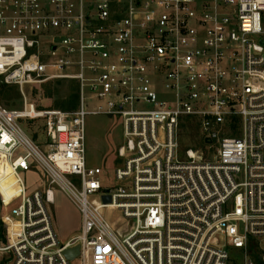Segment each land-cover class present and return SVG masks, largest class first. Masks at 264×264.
I'll return each instance as SVG.
<instances>
[{
    "label": "built area",
    "instance_id": "2783aa9c",
    "mask_svg": "<svg viewBox=\"0 0 264 264\" xmlns=\"http://www.w3.org/2000/svg\"><path fill=\"white\" fill-rule=\"evenodd\" d=\"M0 78L24 97L0 103L19 185L9 200L0 188V264H71L76 245L80 264H264V0H0ZM61 78L77 84L74 110L28 100L26 85ZM89 114L123 120L116 185L88 165ZM35 119L44 144L22 125ZM194 119L213 160L180 151ZM33 167L49 186L30 193ZM55 186L82 213L65 243Z\"/></svg>",
    "mask_w": 264,
    "mask_h": 264
},
{
    "label": "rangeland",
    "instance_id": "374dc122",
    "mask_svg": "<svg viewBox=\"0 0 264 264\" xmlns=\"http://www.w3.org/2000/svg\"><path fill=\"white\" fill-rule=\"evenodd\" d=\"M77 87L75 81L68 78L54 79L44 84L26 85L25 91L28 100L36 103L40 109L54 108L74 110L77 107L76 98L72 97ZM8 96H1V93ZM0 103L8 108H22L24 97L19 86L5 84L0 78ZM23 127L39 144H44L46 136L43 129V120H23ZM123 142V120L118 116L105 114H89L86 117V150L87 162L90 166H101L105 169V184L116 185L114 171L121 163L117 158L118 146ZM180 151L193 149L203 153V160L215 158L216 147L206 146L202 141V133L198 120H186L183 123L179 136ZM0 173L5 177L0 179V188L9 200L18 192L17 180L9 170L6 158L0 155ZM26 182L29 192L35 189H45L49 186L48 176L38 167L26 172ZM55 200L49 203L53 225L61 243L67 242L73 235L81 232L82 213L76 204L57 186L54 187ZM112 220L120 224L125 222L120 209L107 210ZM127 230V227H124ZM4 264V263H2ZM71 264H80L79 257L72 260Z\"/></svg>",
    "mask_w": 264,
    "mask_h": 264
},
{
    "label": "water",
    "instance_id": "95a60500",
    "mask_svg": "<svg viewBox=\"0 0 264 264\" xmlns=\"http://www.w3.org/2000/svg\"><path fill=\"white\" fill-rule=\"evenodd\" d=\"M103 200H104V202L110 201L111 200L110 195L103 196ZM64 252H65V254L69 260H73L74 258H76V256L79 253V245H76V246H73L70 248H66Z\"/></svg>",
    "mask_w": 264,
    "mask_h": 264
},
{
    "label": "trees",
    "instance_id": "16d2710c",
    "mask_svg": "<svg viewBox=\"0 0 264 264\" xmlns=\"http://www.w3.org/2000/svg\"><path fill=\"white\" fill-rule=\"evenodd\" d=\"M73 88H74V90H77L76 86H74ZM7 94L8 93L4 92V93H1V96H3V98H4L5 96H8ZM72 97L76 98V100H77V93L75 92Z\"/></svg>",
    "mask_w": 264,
    "mask_h": 264
},
{
    "label": "crops",
    "instance_id": "0c3cea01",
    "mask_svg": "<svg viewBox=\"0 0 264 264\" xmlns=\"http://www.w3.org/2000/svg\"><path fill=\"white\" fill-rule=\"evenodd\" d=\"M45 140H46V139H45ZM53 202H54V201H53ZM75 236H76V235H73L70 239L74 238ZM70 239H69V240H70Z\"/></svg>",
    "mask_w": 264,
    "mask_h": 264
},
{
    "label": "bare ground",
    "instance_id": "6f19581e",
    "mask_svg": "<svg viewBox=\"0 0 264 264\" xmlns=\"http://www.w3.org/2000/svg\"><path fill=\"white\" fill-rule=\"evenodd\" d=\"M9 167V166H8ZM10 170V169H9ZM18 191H19V186L17 187Z\"/></svg>",
    "mask_w": 264,
    "mask_h": 264
}]
</instances>
